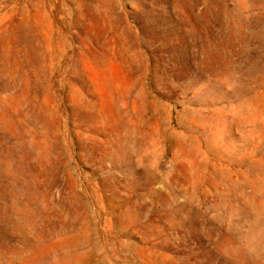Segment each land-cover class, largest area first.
Segmentation results:
<instances>
[{"label": "rangeland", "instance_id": "rangeland-1", "mask_svg": "<svg viewBox=\"0 0 264 264\" xmlns=\"http://www.w3.org/2000/svg\"><path fill=\"white\" fill-rule=\"evenodd\" d=\"M264 223V0H0V264H249Z\"/></svg>", "mask_w": 264, "mask_h": 264}, {"label": "clouds", "instance_id": "clouds-1", "mask_svg": "<svg viewBox=\"0 0 264 264\" xmlns=\"http://www.w3.org/2000/svg\"><path fill=\"white\" fill-rule=\"evenodd\" d=\"M240 251L246 255L249 264H264V223L242 240Z\"/></svg>", "mask_w": 264, "mask_h": 264}]
</instances>
